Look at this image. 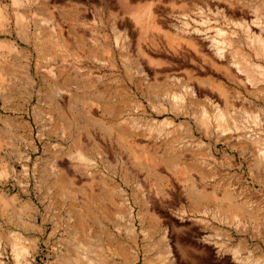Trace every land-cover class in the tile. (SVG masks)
Listing matches in <instances>:
<instances>
[{"label":"rangeland","instance_id":"1","mask_svg":"<svg viewBox=\"0 0 264 264\" xmlns=\"http://www.w3.org/2000/svg\"><path fill=\"white\" fill-rule=\"evenodd\" d=\"M186 1L130 0L132 6L125 8L121 0H0L7 11L0 18V41L12 43L0 42V67L9 70L0 83V264H72L66 257L80 264H249L248 258L264 263V240L251 235L253 227L264 231V180L253 174L254 157L203 136L193 120L200 108L206 107L210 118L223 112L227 100L206 87L192 101L193 116L161 105H169L163 95L183 93L195 78L209 77L229 95L232 117L246 118L248 130L262 136L264 110L251 104L254 98L236 78L198 50L161 32H142L132 18L153 3L156 24L176 35L181 18L195 12L184 6ZM240 1L246 6L233 19L261 21L264 27V15L256 13L264 0ZM206 12L212 26L226 31L225 38L239 31ZM55 24L72 48L52 42ZM36 36L44 38L45 49L39 50ZM254 60L264 67V60ZM66 81L69 93L50 95L52 86ZM248 110H258L260 125L252 124ZM188 123L203 144L186 136ZM102 124L113 126V132ZM77 143L87 163L71 157ZM150 167L155 174L148 173ZM60 172L74 179L66 184L69 194L55 186ZM190 187L201 192L202 201L189 193ZM225 190L249 203L248 216L237 218L248 232H237L229 214H221L229 206L221 200ZM77 217L82 229L72 237ZM90 240L89 251L80 248ZM237 248H245L243 261L231 254Z\"/></svg>","mask_w":264,"mask_h":264},{"label":"bare ground","instance_id":"2","mask_svg":"<svg viewBox=\"0 0 264 264\" xmlns=\"http://www.w3.org/2000/svg\"><path fill=\"white\" fill-rule=\"evenodd\" d=\"M121 1H122V4L124 5L125 8L129 7V6L130 7L132 6V4L130 5V2H129L130 0H121ZM184 1H186V0H184ZM18 3H20V2H18ZM133 4H135V3L133 2ZM242 4H243L244 7L246 6V3H242L240 0H187L186 2H184V6L185 7L188 6V5L193 6V8H195V12L193 14L191 12V14H192L191 16H189L190 15L189 14V15H185L183 18H181V20L179 19L180 20L179 24H178L179 26L178 27L176 26L177 28L175 27L177 29V30L175 29L176 30L175 31L176 35H171L169 31L168 32L164 31L163 28L160 27V25H158L160 23L156 24V22L154 20V14H153L154 12L152 11L153 3L150 4V6L148 5L146 8H143L141 11H137V12L133 13L132 18L136 21L137 24H139V26L141 27L142 32L153 33V34L155 32H161L162 34L170 36L171 39L173 38L172 40L175 43H179V44L184 45V46H190V47H193V49L198 50L205 57H207L210 60V62L213 63L212 65L217 66L218 68L225 70L227 73H229L234 78H236L238 80V82L241 84V86H244L246 92L251 97L254 98V101L251 102V104L252 105L258 104V106L264 110V67H262L261 65H259V64L254 62L255 58L264 60V38L262 37V32L264 31V27L262 25H260L261 21L260 22L259 21H246L244 18H242L243 20H234L233 19L235 17V14H236L237 11H242L243 10L244 7L243 8L241 7ZM22 5H24V4H22ZM57 9H58L59 12H63L62 10L64 8L58 7ZM205 9H207V12H209V13H212V14L216 13L217 15H219L221 17V19L226 24H233L236 28L239 29V31L237 30V31H234L232 33H229L232 36H229V37L225 38L226 37V35H225L226 33H224L225 30L223 31L220 27L212 26V22H211L212 20L211 21L209 20L210 17L208 18V16L206 17L204 15V10ZM256 9H257L256 10L257 15L258 14L264 15V2L259 3L258 4V8L256 6ZM4 12L5 11H3L2 8L0 7V18L3 17ZM188 13H190V12H188ZM123 14L124 15L127 14L125 9L123 10ZM51 19L53 20V16L50 18L49 21H51ZM214 21H216V20L214 19L213 22ZM217 21H219V20H217ZM49 23L50 22H48V24ZM42 24H45V23H42ZM218 24H220V23H218ZM230 27H231V25H230ZM55 28H56V31H54L53 37H57V39L55 41H52V42L55 45H57V47H58V45L61 44L62 46H65V48H72L70 46V43L68 42V40H66L63 37L64 30L62 29V27L59 26V24H55ZM55 28L53 27V29H55ZM115 30H116V34H117V32H118L117 28H115ZM71 31H72V29H71ZM40 32H43V31H40ZM120 32L117 35H120L122 33V32L121 33ZM257 32H259L258 33L259 35L256 34ZM69 34H71V33H69ZM218 36L219 37L221 36L222 38L218 39L217 38ZM41 38L42 37H40V36L37 37L39 50L40 49L43 50V47H44V44H45V41L43 40L44 38L42 40H41ZM51 38H49L48 41H51ZM116 38H117V41H118L119 37L116 36ZM117 41H116V43H118ZM1 43L2 44H7V46L8 45H12L11 41H8V40H4ZM15 46H17V45H15ZM44 49H45V47H44ZM52 58H53V55H52ZM8 71L5 70L4 68L0 67V83L1 82L3 83L4 76H5L4 74H6L5 72H8ZM53 73H54V71H53ZM26 74H28V73H26ZM208 78L209 77H207V79L206 78H199V77L195 78L194 86L193 85L192 86L191 85L190 86L189 85H184L183 86L184 87V92L183 93H180V92L179 93H174L173 92V94H165L166 97L162 94L163 95L162 97L168 100L167 103L169 105L166 106L165 104H162L161 108L163 110H167V108H170L169 110H171L172 112L177 113V114L178 113H185V114H187V116H193L194 115L193 116V120L195 119L194 120L195 125L197 126L199 131L202 132L203 136L205 135V136H209V137L215 138L216 143H218V144H219L220 141H224L226 144L234 146V148L235 147H239L243 152L250 151L251 154L254 157L253 160H252V164H251V168H252L253 174H254V172H256L257 175L260 176V179L262 177V180H264V136H262L261 133L260 134L254 133L255 131H252V130L249 131L248 127H247V123L245 121L246 118L243 119L242 122H239L236 119H234V117H232V115L229 113L231 110L228 111V108H227L230 105L229 103L231 101H229L230 100V99H228L229 95L226 94V90H224V88L222 86V83L214 82L211 78H209V79ZM26 79H28V82L30 81V82L34 83L33 79L29 75H28V78H26ZM190 79H192V77H190ZM70 83H71L70 81H66V83L63 86H60V87L59 86H56V87L52 86L51 91L49 90L51 92L50 95L54 94L55 92L57 93L59 91H67L69 93L70 90H71L69 88L71 86ZM206 87H208L210 89L213 88L215 90H218V92H220L222 94L223 98L225 97V99L227 100L226 103H225L226 105H225V109L223 110V112H221L219 110H218V112L215 111L216 113L214 112L215 114L213 116H211L213 119L210 118V116L208 115V111H206V109H205L206 107L204 109L200 108L199 111L196 112V114H193V115H192V111H191L192 107H193L192 101L195 100V98H196V100H198V97L200 95L199 93L202 92L203 89H206ZM2 88H3V86H0V90ZM79 88L81 90L85 91V92L88 91L87 90V86L84 85V84H81L79 86ZM101 96H103V95L100 94L97 97L101 98ZM235 96L237 97L238 95H235ZM74 97L76 98V96H74ZM77 99H79V98H76L75 100H77ZM237 99H239V97ZM242 99L245 100V101L247 100L246 98L245 99L242 98ZM219 100H221V99H219ZM75 102H77V101H75ZM195 103H198V102H195ZM260 103H263V104H260ZM246 112H247V110H246ZM251 112L249 111L248 114H246V113L245 114L248 116ZM256 112H253L254 114L251 113L252 115H250L248 117L250 118L249 120H252L253 123L252 122L251 123L253 125L258 126V125H260V120H259V116H258L259 114L255 115ZM58 116H59V119L61 120L62 116H61L60 111L58 112ZM64 121H66V120H64ZM100 124H98V125H100ZM168 124H169V122H168ZM172 124H174V123H172ZM188 124H189V128L187 130L186 136L190 140L191 139L192 140L197 139L196 136H195V132H194V128L195 127L190 125V123H188ZM71 126H72L71 124L66 125V127L70 128V129H71ZM101 126H103V128L107 132H110V133H112L113 130H114L113 126H107L106 127L103 124ZM256 126L254 128H256ZM171 137H172V135H171ZM176 138H177V136H176ZM174 140H176V139H174ZM198 142L200 143V145L203 144L201 139L198 140ZM75 148H76V153H74V155L71 153L72 154L71 157L73 159L77 160V161H80V162H86V161L88 162V159L84 156V152H83V149H82L81 145L77 143ZM207 155L209 157H211V158L215 157V155L211 151ZM180 161H181V159H178L174 163H172V165H171V163H169V164L167 163V166H171V167L175 166V165H177L176 163L180 162ZM147 169H148V173L149 174L152 173V172H154V174L156 173L155 170H153L152 167L147 168ZM59 175H60V177L55 181V186H58L62 190L61 192L68 193V188L66 187V184H67V182H69L70 184H73L74 183V179L69 177L67 175V173L60 172ZM257 175L255 174V176H257ZM188 189H189V193L196 200H198V202L202 201L203 195L201 194V192L199 193V192H197L198 191L197 189H196L197 190L196 191V190H194V188H191V187L188 188ZM210 191H212V190H210ZM68 194H67V196H68ZM214 197L216 199L219 198V197H217L216 194H214ZM221 198L220 199L222 201H227L229 203L228 209L225 210V212L221 213V214L224 215V216H225L226 213L229 214V218L233 221L232 223H236V228L235 227L234 228L236 229L237 232H241V231L248 232L247 231L248 228L246 226V223L242 222V221H239V219L237 220V218H238V215L242 214V213L245 214L246 217L248 216V215H246V213H250V211L252 210V209L250 211L248 210V207H249L248 204L249 203L246 202V201L245 202H241V200L238 201V196H236L232 192H229V190H225ZM218 201H219V199H218ZM250 208H252V207H250ZM256 209H258V208H255L254 210L256 211ZM221 211H223V208H221ZM222 215H220V216L222 217ZM251 216H253V214ZM77 219H78L77 220V226L73 225V227L71 228L72 229V233H71L72 237H76V235H78L79 229H82V227H81L82 220H81L80 217H77ZM225 220L227 221V219H225ZM211 225H212V223H211ZM251 227H253V226L251 225ZM260 228L259 227L251 228V235L253 237H256V238L264 240V231H262V229H260ZM217 232H219V231H217ZM224 233H226V232H224ZM214 235H216V231L213 233V236ZM86 240H87V242L89 241V239H86ZM91 242L92 241L90 240V242L88 243L89 245L85 244V243L82 246H80L81 243H80V245H77V244L76 245L80 246V248L83 249V250L89 251L91 249V247H92L91 244H93ZM226 242H228V241H226ZM224 243H221V244L224 245ZM216 244H218V243H216ZM168 245L169 244H167V246ZM243 245H242V247H245ZM93 246H95V245H93ZM167 249H168V253H166V254H168L170 256L171 255V248L168 246ZM227 249H230V248H227ZM237 249L238 250H232V253L230 252V250H231L230 249L229 252L232 254L234 259H236V260L238 259V261H239V260H241V255L245 256V254H242V253L245 252V250H244L245 248H237ZM83 250H82V252H83ZM222 251H224V249ZM222 251H220V253ZM225 252L226 251H224V253ZM84 253H86V252H84ZM246 255H248V254H246ZM78 256H80V254ZM249 257H250V255H249ZM86 259H87V257H86ZM248 259L249 260H247V261L250 264L252 262V260L250 261V258H248ZM254 259H256V258H254ZM261 259H263V258H261ZM65 260L67 261L66 263L71 261L72 264H80L79 259H76V258L75 259H71L70 257H66ZM87 260H89V259H87ZM241 261H243V260H241ZM255 262H256V264H260V262H258V261H255Z\"/></svg>","mask_w":264,"mask_h":264}]
</instances>
